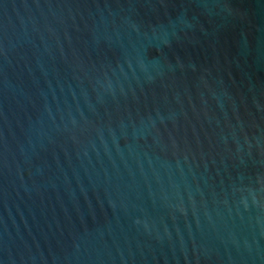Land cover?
<instances>
[{
	"label": "water",
	"instance_id": "water-1",
	"mask_svg": "<svg viewBox=\"0 0 264 264\" xmlns=\"http://www.w3.org/2000/svg\"><path fill=\"white\" fill-rule=\"evenodd\" d=\"M0 264H264V0H0Z\"/></svg>",
	"mask_w": 264,
	"mask_h": 264
}]
</instances>
